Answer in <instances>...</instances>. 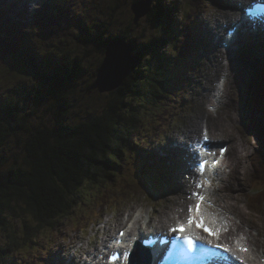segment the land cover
Listing matches in <instances>:
<instances>
[{
    "label": "rangeland",
    "instance_id": "obj_1",
    "mask_svg": "<svg viewBox=\"0 0 264 264\" xmlns=\"http://www.w3.org/2000/svg\"><path fill=\"white\" fill-rule=\"evenodd\" d=\"M4 3H6L7 0H3ZM97 4V7L100 8L95 10L91 13V18L93 19H99V22H95L93 19H91L90 26L93 27L91 30L92 33L96 32H102V37H114L115 34L122 33L124 36L128 37L127 39H134V42L132 45H136V50H140L139 47L144 46L142 44V40L150 37V36H156L159 35L163 30L157 25H151L146 21L145 16L143 19L137 23L139 25H133L132 22L135 21L134 19V13L132 11V5H134V2L137 0H115L114 4L112 5L113 8L121 5L122 9L113 11L109 10L111 5L109 3L110 0H94ZM163 1L164 7H166L169 11V28L165 30L166 38H170L172 43H166L161 46L159 50L156 51V54H154V61L156 58L164 59L168 56H172V53H175L181 48H184L185 44L190 43L193 47H195V43L199 45L196 46V55H201L200 51L205 45V43L210 44L211 41H208L207 39H210L213 37V34L210 30V24L212 31H215V27L218 25L219 21L224 20V17L227 16L228 8L225 6L229 0H158ZM27 2V3H25ZM31 2H34L31 1ZM29 0H21V3L24 4V7H22V10L30 11L31 7H28V4H30ZM82 2V0H81ZM151 6L157 5L155 0H151ZM47 4V3H46ZM45 4V5H46ZM82 7L78 4V0L71 6V10L73 11L72 15H74V12H78V16L76 18H80L81 16L89 17L90 16V10L92 7H89L87 5L91 4V0H87L85 4L82 2ZM36 7H39L40 5L36 2ZM44 5V6H45ZM175 6L168 8V6ZM0 6H2V2L0 0ZM43 6V7H44ZM40 8L38 13H36V16L33 18V22L28 21L26 23V30L25 33L30 34L32 31L33 23L37 20L36 24L33 27H37L40 20L42 19V15L44 13V10ZM80 7V8H79ZM5 8V7H4ZM37 9V8H36ZM81 9L84 10V13L80 15L79 11ZM8 14L7 9L4 15ZM161 14L164 13L161 11ZM236 16V13H234ZM34 16L33 10H31L30 13H26L25 17ZM11 20V18H10ZM78 20V19H77ZM73 21L72 19H69V22ZM225 21V20H224ZM79 22V20H78ZM107 24L108 26H102L100 23ZM9 23V21H8ZM157 24V23H155ZM167 24V23H166ZM94 25V26H93ZM4 26V23L2 22V17L0 16V27L2 28ZM223 26V25H221ZM220 26L219 31L217 32V35H224V32H221L222 27ZM198 27V29L201 31L202 35H199V40L196 38L195 42H189V38L193 32V30ZM0 28V36H2V29ZM96 28L97 31H96ZM105 28L109 31H105ZM190 29V30H189ZM11 33V32H10ZM12 34V33H11ZM15 34V33H14ZM37 33H33L32 36H35ZM18 37V41L20 42L21 36L15 34ZM216 34H214V37ZM31 38V37H30ZM58 38V36L53 37L49 33L42 32L40 34L39 38L35 39V43L42 45L44 47L52 46V44L55 42V40ZM106 40V39H105ZM139 44V45H138ZM17 45L20 46V43H17ZM141 45V46H140ZM206 45V46H207ZM110 47V45H109ZM106 46L102 49L99 48V46L93 45L88 43L87 41L77 44V41L73 42L72 46L70 45L71 50L77 53L82 61L81 64L84 68L88 70V73H83L82 77L79 78L80 85L79 87H76V90H72V93L75 94L73 98L75 99V105L72 108H67L68 115H65V120L69 123L73 124H80L84 122L88 117L91 115L89 113H101L104 110V103L107 100V97L111 92H100L96 88H89L86 89V87L90 84H97L99 82L98 76H96V72L101 67L103 59H105L106 51L108 52V49ZM116 53L120 52V49H122L121 46H116ZM25 48H28L27 41L25 42ZM0 47V97H8L9 95H18L20 93V87L26 83L35 81L37 78V69L29 67L28 70L25 73H17L16 71L12 70V67L14 65L15 61H20L24 63L21 57L17 53H15L13 50H7L6 53H2ZM255 51V47L251 48L249 50V57H251V53ZM136 52V51H135ZM215 53V52H213ZM227 54V53H226ZM225 54V55H226ZM194 54L193 57H196ZM219 55V53H218ZM224 55V56H225ZM245 55V53H244ZM149 54H145L142 56L141 63H140V56L137 58L139 61H137V64L134 67V70H138L144 68L146 63V57H148ZM220 56V55H219ZM243 58V57H242ZM39 59V58H38ZM205 58H203L204 60ZM44 59H41L43 61ZM202 60V61H203ZM201 62V61H200ZM256 62V61H254ZM261 64H263L262 59L260 58ZM140 63V66L138 67ZM168 66H171L168 60ZM25 64V63H24ZM246 64H249L245 67H250V72L252 73L254 71V65H251V62H246ZM264 65V64H263ZM33 66V65H32ZM152 66H154V63H152ZM229 70L228 79L232 80L233 75L232 72L235 70H238L236 72L237 76L239 77V72L242 68H235L232 69V61H229L225 65ZM174 67V66H173ZM186 74H189L190 68H186L184 66L180 67ZM218 69V68H217ZM249 69V68H248ZM176 68H173V71H176ZM222 72L225 71V69H218ZM179 75V73H178ZM156 79L163 78L162 73L156 72L155 73ZM164 76L165 73H164ZM22 79V81H19ZM109 79V78H108ZM107 78L104 79L105 82H109ZM108 80V81H107ZM191 81L190 79H187L185 82ZM239 83H241L238 80ZM251 82V77L248 78L247 82L242 85H240V88L242 90H245V93L248 94V85ZM93 86V85H92ZM231 86L230 85V93H231ZM10 87V88H9ZM9 88V89H8ZM12 92H7L5 90H11ZM85 89L87 93H85ZM170 92H166V95H164V99L160 101L157 107L155 105H150L146 108V110L141 112V120L137 123V126L139 127V138H138V146L136 149V152L134 155H128L125 157L124 162L122 164V167L124 170H116L115 167V173L111 176V180L108 182H104V189L107 193L104 194H95V198H92L87 201V205L84 206V211H78L76 222H73L72 218L68 219H59L54 226L51 228L41 230L38 236H40L43 239L38 240L37 246H34L33 248H27L29 247L30 242L28 241V245H25V248H20L16 251H13L11 253V262L12 264H36L37 262H41L42 264H46V260L48 261V264H57V257L61 258L65 261L63 258L64 256L71 257L73 253L76 252V249L82 250L85 247H92L95 243L102 244L110 234L113 233L110 231H116L118 228L122 227L127 219L128 216H130L134 208H137V211L140 210V206L142 204L144 205H153L155 202L159 201L160 194L165 193L169 191L172 186L171 184H175L177 182H181L183 180V175L186 174V170L188 169L187 161L183 160V162L180 163V165H175L174 162L170 169L168 170V173L170 174L171 180L168 179L159 178V182L162 184H166L167 187L166 191L155 194L154 193V186L155 184H149L144 179V176L147 172L150 171V167L146 160H148L144 155H150L154 151H157L159 147H163V149L166 150V147L169 145L167 141L164 140V136L166 135V129L169 127V125L173 122L175 124L171 125V130L173 132H169L168 135L170 136L175 132V130L182 129L184 126L191 124L195 118L198 116L197 114L193 115L192 118H188L189 121L186 122V117L184 114V111L182 110L181 105L187 104L184 100L183 95L185 96L186 100H190L193 96L192 92L183 91V87L178 89L175 92L174 87L170 86ZM83 90V92H82ZM163 92V91H162ZM71 93V94H72ZM245 93H242L239 96L238 91L234 93L235 104L233 106H225L224 113L222 114V119L227 120V127L229 128V132L231 134H234L233 129L236 126V140L234 145L230 146L228 148V153L226 156V159L224 160L223 164L217 168L222 169L224 172L223 175L220 177V179L217 180V177L213 174V180L211 181L214 185L219 186L220 188L228 191L231 193L234 200H230L228 197V203L232 207L231 201H234L236 203L237 207H241L242 202L244 200L243 196L247 199V201H244L243 207L251 217H253L256 221L253 223V225L258 226L259 230L261 231V237L260 240L262 243V248H264V207H262L261 200L256 197V194H249V190L253 189L252 186V177L256 175L261 170V167L259 166L260 157L262 155L261 150L262 147L257 144L254 137H250L248 135V127L242 128L240 125L241 122V108L246 110V107H249L245 101ZM171 94H177V96H182V98L178 97H172L170 98L169 95ZM68 95V94H67ZM211 99L215 100L216 98L214 96H211ZM158 102V101H157ZM184 102V103H183ZM239 102L241 104L239 105ZM44 104H49L48 102ZM233 104V102L231 103ZM170 106V109L167 111L162 112L160 117H152L156 114L157 109L163 110L166 107ZM240 106V107H239ZM44 105H42L39 109V113H42ZM157 108V109H156ZM33 109V108H32ZM208 110V108H207ZM209 111V110H208ZM181 113L179 122H176V119L174 118L177 116V114ZM247 112H249L247 110ZM71 115V118L70 116ZM260 116V117H259ZM251 119V118H249ZM252 120H256V122H259L260 126L262 120H264V108L259 106L257 109L256 116L253 117ZM251 120V122H252ZM220 129H223V126L220 125ZM252 134V132H249ZM19 138L27 139L28 133L18 132L13 134L12 137H10L7 141H5V148L8 155H14L20 160L24 158L25 151L24 149L20 151L14 150V144L17 140H20ZM184 147L186 146V153L189 150L187 148L186 141L184 143ZM168 152V150H166ZM255 152V153H254ZM191 154V153H190ZM192 157V155H190ZM132 158V160L130 158ZM126 158L127 163L126 165ZM122 158L118 159L116 162V166L120 162ZM185 161V162H184ZM136 166V167H135ZM5 167H1L0 170ZM175 169L172 171V169ZM136 170V171H135ZM235 172V178L232 180L233 174ZM181 176H180V175ZM177 176H180V178H176ZM176 178V180H175ZM112 183L113 188L108 190V184ZM95 189H93L90 186H86L84 188L85 196L93 193ZM153 193L154 198H149L147 195ZM133 194V197H128L129 199H132V202L128 203L126 202L125 197L128 195ZM174 194L167 195L164 199V202L161 201L158 209L156 208H149L148 210H145L143 207L144 212H150V213H157L158 210H162L165 207H171L174 204L175 197ZM145 199L146 201L142 203V199ZM171 200V204L169 205V200ZM97 199V202L95 200ZM237 200V201H236ZM106 204H109L111 207L105 206ZM236 207V208H237ZM113 208V209H112ZM233 208V207H232ZM252 208V211H249L248 209ZM115 211H112L114 210ZM121 211H123V215L121 216ZM235 212V211H234ZM236 213V212H235ZM135 214V213H134ZM145 214V213H144ZM158 214V213H157ZM241 219L245 221H249L248 219L242 218L238 213H236ZM98 215H103L104 220L101 223V225H96L95 227L90 228L88 231L82 229H86L91 227L95 222L93 221L94 217H97ZM120 216V217H119ZM122 217V218H121ZM13 218V216H11ZM121 218V219H120ZM120 219V220H118ZM11 223L13 226H16L17 235H20V241H24L27 238L26 233L21 235L20 228L18 227L19 221L11 219ZM80 225L79 227L77 225ZM254 236L255 231L252 227ZM55 234V235H54ZM109 234V235H108ZM256 238V236H255ZM32 238H30L31 240ZM260 239V238H259ZM7 240L9 241V238L7 237ZM49 244L50 254L47 256H43L40 252L42 250L41 248H46L44 241ZM77 243V244H76ZM76 244V245H75ZM67 246V248L65 247ZM96 247V246H95ZM70 249V250H68ZM54 254V256H53ZM48 258V259H47ZM77 258L70 259L69 262L65 263L64 261H60L61 264H70L72 261L74 262Z\"/></svg>",
    "mask_w": 264,
    "mask_h": 264
},
{
    "label": "trees",
    "instance_id": "obj_2",
    "mask_svg": "<svg viewBox=\"0 0 264 264\" xmlns=\"http://www.w3.org/2000/svg\"><path fill=\"white\" fill-rule=\"evenodd\" d=\"M114 1H109V10L122 9L121 5L113 8ZM162 2L152 5L145 19L150 26L157 25L163 31L142 40L141 45L144 46L140 45L141 50H136L137 44L135 48L132 45L140 56V63L142 56L149 54L144 68L131 73L122 85L109 94L101 113H89L91 116L80 124L72 125L65 120L67 108L75 105L72 90H76L75 86L79 87V78L83 73H88L80 62L81 56L68 51L71 48L55 54L59 58L58 67L47 64L46 60L37 63L40 65L34 67L38 73L36 80L24 83L17 96L0 97V168L5 167L0 170V264H8L11 253L25 248L30 238L38 236L41 230L51 228L59 219L73 220L78 211L85 210L84 206L78 208L86 199L84 188L90 186L97 189L111 180L119 169L116 162L123 157L122 148L128 146L136 133L141 112L150 105L157 107L164 99L168 87L166 72L171 74L173 66H168L164 59L156 58L154 61V54L164 46L163 43H172L165 34L169 28V11L162 6ZM67 12L73 13L66 8L59 27L75 26L74 22L67 20ZM132 24L139 25L136 21ZM88 26L87 23L76 26L72 42L80 44L88 37V43L108 48L111 37H102V32H88ZM105 31H109L108 28ZM114 36L119 41L134 42V39H127L123 32ZM29 58L27 55V62ZM157 71L162 73L163 78L156 79ZM51 72L57 74L43 79ZM92 85L89 83L86 89ZM257 101L264 107V88L260 90ZM46 102L49 104H44ZM42 105L43 111L39 113ZM18 132L28 133L27 139L19 138L14 144L15 151L24 149L22 160L8 155L4 147L5 141ZM259 136L264 141L263 125ZM259 166L261 170L256 173V179L264 190V155L260 157ZM261 203H264L263 199ZM11 216L19 221L21 235H27L23 242L17 235L16 226L11 223Z\"/></svg>",
    "mask_w": 264,
    "mask_h": 264
},
{
    "label": "bare ground",
    "instance_id": "obj_3",
    "mask_svg": "<svg viewBox=\"0 0 264 264\" xmlns=\"http://www.w3.org/2000/svg\"><path fill=\"white\" fill-rule=\"evenodd\" d=\"M17 1H21V0H13L10 4L8 3V0L6 1V3H4L3 0H1L2 6H0V16L2 17V22L4 23V25H8V19H9L8 14L4 15L6 9L8 13L11 9V6ZM86 1L87 0H82L84 4ZM82 2L81 0H78V4L80 5V7H82L81 4ZM140 2L141 0H139V2L135 1L134 5H132V11L134 13L133 20L135 21L136 20L139 21L141 18L144 17L136 14L134 10L137 4ZM156 2H158V0ZM151 4H150V8H151ZM167 6L169 8L171 7L175 8V6H169V5ZM225 6L228 8L227 16L224 17L225 21L224 20L219 21L218 25L215 27L216 29L215 31H212L210 24V30L212 33L216 34V36L214 37L213 34V37L207 40L211 41V43L216 45L218 49L224 48L222 47L221 44L223 42L228 43L226 40V34L224 36L217 35L220 26L223 25L221 26L222 27L221 32L223 30H226L231 34L232 37L231 43L227 49H224L221 52L212 53L210 59L214 60L216 58H219L218 60H215V67H217L218 69L220 68L225 69L224 77L226 79H228L229 69L225 65L229 61H232V69L235 68H242V69L239 72V77L236 74L238 70L232 72V74L234 75L232 76L233 79L229 81L232 84L230 94L229 92H227V94L224 93V91H221V89L218 90L215 85V82H212L211 80L208 83L202 81L199 87L200 90L203 92L202 98H204L207 102L210 103L211 100H213L211 99V96H214L217 99L218 104L221 105L226 104L227 106H233L235 104L233 99H235L236 97L234 96V93H236L239 90L241 91L242 88H240V85L242 87V85H244L247 82L248 78L251 77V82L248 85V94H245V101L246 103H248V101L250 102L251 106L249 103L248 105L251 107V109L247 106H245L246 110H244L240 106L239 107L241 109V116H240L241 120L245 118L252 119L255 116L254 110L257 112L259 106L263 107V104L262 103L260 104V102H258L257 100L260 90L264 88V65H263L264 64V32H262L261 29L259 28V31L254 33V29L252 27V25H255L257 27H261L264 29V16L261 15L258 18L257 22L252 20V16L254 15L255 8H257L258 6L264 10V0H229V2H227ZM79 13L80 15L83 14L84 10L81 9ZM234 13H236V16ZM77 14L78 13L74 12V15H72L71 13L67 12L66 18L67 20L72 19L73 21L71 22L74 23L78 22L79 20L80 23L86 25V22L81 21L80 18H76V16H78ZM1 29L5 31L3 26ZM86 30L92 33L90 29V25L88 26V28L86 27ZM10 32L12 31L10 30ZM15 34L21 36L20 42L18 41V37ZM15 34L9 36L8 33L5 31L6 44L17 54L19 53L20 49H24L25 51H28V48H25L26 39L17 32H15ZM238 34H243V35L245 34L247 36L249 35L251 38V42L261 41L260 43H255L251 45L255 47V51L251 53V57H249L250 49H248L246 41L241 39L240 35ZM199 35H202V33L198 29V27H196L193 30L190 37H193L195 39L198 38L199 40ZM39 37H40L39 32H37L35 36H31L30 38L31 43L36 42L35 39ZM110 39H111V43L109 50L119 44V38H117V36L111 37ZM189 42H195V41H191L189 39ZM17 43H20V46L17 45ZM122 43H125L126 45L132 47V43L129 44L125 40H122ZM184 46H185L184 48L179 49L178 51H176V53H179L180 51V54H184L189 50L194 52V54L196 53V50L190 43L185 44ZM195 46H198V44L195 43ZM135 51L136 50H133V52L131 51L129 53L126 47H123L119 53H115L114 51V57L113 59H111L112 64L109 63L108 60L106 62V58L108 56L106 51L105 59H103L104 61H102L101 64V66H103L105 63L110 64L108 67L110 70L106 76H108L110 79L114 75L119 76L120 78L122 77V80L119 82V85H122L124 79L128 78L131 75V72H128L130 71L129 69L131 67H134L133 65H136L137 61H139V59L137 58L139 55H137ZM218 53L220 56L218 55ZM28 57L30 58L28 59L27 62L25 56V62L27 63L33 62V64H36L38 61L42 62L41 59H44L46 60L44 62H46L47 64L52 63L55 65V67H58L60 65L59 58L56 57L55 54H47L39 49H34L32 56L28 55ZM238 57H241V59ZM260 58L262 59L263 64H261ZM246 62L247 63L251 62V65H254V71L251 74L248 73V71L250 72L251 70L250 67H245L249 65L246 64ZM139 66L140 63L138 67ZM100 69L101 67L97 72V76H99ZM176 69L177 70L172 71L170 75H175L179 77L176 81L177 83L180 82L184 83L187 79H190V77L187 76L188 74H186L182 69H178V68ZM180 72L183 73L181 76H180ZM238 80L241 83H239ZM170 90H171L170 86H168L167 92H170ZM183 91H188V90L183 89ZM223 96L226 101H221ZM169 97L182 98V96H177V94H171V96L169 95ZM213 101L215 102V100ZM232 102L233 104H231ZM240 104L241 102H239V105ZM181 107L183 109V105H181ZM208 110H210V108H208ZM247 110L249 112H247ZM181 113L182 112H180L179 114H177V116L174 117L177 123L179 122ZM205 115L206 117L209 116L207 113H205ZM173 124L175 123L172 122L169 125L168 129L171 130V125ZM208 124L209 123L206 121V119H201L199 118V116H197L191 124L184 126L182 129L177 128L176 130H178V132L175 130V132L170 136L167 133V135L164 136V140L167 141V143L169 144L166 147V150H168V152H166V150L163 149V147H159L157 151H154L150 155L148 154L144 155L148 159L150 166L153 167V169L160 176L168 177L170 175L168 173L170 167L174 164L180 165V163L183 162V157H186V161H190L192 159V161L194 162L195 160L193 156L192 157L190 156L192 154H196L197 152V150L193 148V144L196 138L199 137L202 132L208 129ZM181 135L187 137L186 143H187V148L189 150V154L188 152L186 153V146L184 147V144H182L185 141H178ZM212 142L214 143V141ZM259 146L262 147L261 153L262 155H264L263 140L262 143L259 144ZM178 155L181 156V158H179ZM176 178H180V176H177ZM177 189L178 190L173 193L174 194L173 196L175 197V201L171 207H165L161 211L158 210L157 211L158 214L144 212L145 210L142 209V211L136 212L135 214L128 216L124 225L118 228L114 232L115 234L112 235L110 234V236L105 238L102 244L98 243L99 246H96L95 247L96 249L94 250L99 252L101 250L100 246L102 245H105V248H109L108 247L109 242L114 244V241L111 237H114V235L115 237H117L119 233H123L127 231L126 241L128 243L129 242L131 243L136 238H140L142 234L141 231H145V233H149L152 229L158 231L165 230L166 228L165 223H169L171 224V226L176 227L180 221L186 220V218L189 215L194 214L196 220L193 221V223H196V221L199 222V220L202 221V226L205 229H207L210 238H212L211 236L214 235L219 237L218 239L221 245L235 249L237 257L243 259L245 262H248L250 264H264V248H258L256 244L253 242V238L249 231L250 227L247 225L248 222L241 219L234 212V209L228 203V196L225 193L216 190L207 183H203V184L186 183L185 185H180V183H178ZM258 189H259V199L264 200V190L261 187V185L259 186ZM164 200L166 199H163L162 201L164 202ZM171 200L172 198L169 200L170 201L169 205L171 204ZM261 205L262 207H264V203H262ZM144 213L146 214V217L143 216ZM76 218L77 216L73 219V222L77 224ZM146 219L147 221H146V229H145L142 222H144ZM197 224L200 228H202L201 224L199 223ZM94 225L96 226L97 224L95 223ZM77 226L79 227L80 225L78 224ZM134 226L135 228H133ZM92 227L93 226L86 229H82L81 231L84 230L88 231ZM149 234L147 236H150ZM65 247L67 248V246ZM89 248L90 247L87 248L85 247V249L83 248L82 250L76 249V252L73 253L71 257L77 258V262L75 259V261L74 262L72 261L70 264H98L96 263L97 255H95L93 251L91 252L88 251ZM218 249L222 250L221 248ZM109 254L110 252L108 253V255ZM211 255H213V252H211ZM71 257L64 256L63 258L65 259L66 262L61 258L57 257V264H61L60 261H64L65 263H67L70 261ZM46 264H48L47 260H46ZM100 264H106V263L101 262Z\"/></svg>",
    "mask_w": 264,
    "mask_h": 264
},
{
    "label": "water",
    "instance_id": "obj_4",
    "mask_svg": "<svg viewBox=\"0 0 264 264\" xmlns=\"http://www.w3.org/2000/svg\"><path fill=\"white\" fill-rule=\"evenodd\" d=\"M150 4H151V0H141L140 3L137 4L136 8L134 9L135 10V13L138 14L139 16H144V15H147L149 13V9H150ZM116 46H121L122 48L123 47H126L127 48V51L130 53L131 51L133 52V48L131 46H128L126 45L125 43H122V41H119V44L116 45ZM116 46H114L112 49H108V52H107V58H106V62L108 60L109 63L112 64L111 62V59H113L114 57V51L116 53ZM122 49H120L121 51ZM109 63H105L103 66H101V69H100V72H99V82L100 83H97L94 85V88H98L100 92H111L113 90H115L117 87H119V82L122 80V77L120 78L119 76H112L111 79L106 76L109 72ZM135 67V65H133ZM134 67H131L128 71V72H134ZM108 79L110 80L109 82H105L104 79ZM107 80V81H108ZM241 93H245V90H242ZM247 94V92L245 93ZM248 103L250 104V102L248 101ZM247 103V105H248ZM249 106V105H248ZM251 106V104H250ZM249 106V108L251 109V107ZM256 113L255 112V116H256ZM260 117V116H259ZM253 119V118H252ZM250 119V129H251V133L248 132V135L250 137H254V139L256 140L257 144H261L262 143V140L259 136V132H260V129H261V126L259 125L260 123L259 122H256V120H252ZM252 120V122H251ZM261 125L264 126V120H262L261 122Z\"/></svg>",
    "mask_w": 264,
    "mask_h": 264
},
{
    "label": "snow or ice",
    "instance_id": "obj_5",
    "mask_svg": "<svg viewBox=\"0 0 264 264\" xmlns=\"http://www.w3.org/2000/svg\"><path fill=\"white\" fill-rule=\"evenodd\" d=\"M179 230H180V231H183V228H181V229H179ZM174 231H175V230H174ZM206 231H207V229H206ZM186 242H187V244L189 245V247H192V246H193V242H192L191 239H187Z\"/></svg>",
    "mask_w": 264,
    "mask_h": 264
}]
</instances>
